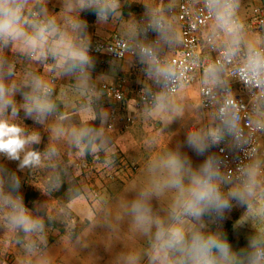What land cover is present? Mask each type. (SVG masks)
I'll return each mask as SVG.
<instances>
[{"label": "clouds", "instance_id": "9594fccd", "mask_svg": "<svg viewBox=\"0 0 264 264\" xmlns=\"http://www.w3.org/2000/svg\"><path fill=\"white\" fill-rule=\"evenodd\" d=\"M202 4L226 38L222 60L209 65L205 77L213 87L223 85V74L236 62L239 81L256 90L251 103L257 118L251 126L264 130V38L246 39L245 24L238 16L240 0H202ZM120 8V0H61L59 12L53 13L48 0H0V157L17 161L20 170L52 168L47 183L53 190L61 182L54 162L59 151L54 145L43 152L34 148L41 144V134L27 129L20 113L43 124L57 111L56 90L31 67L18 74L16 61L8 54L37 63L51 60L60 76L72 78L86 92L94 61L88 24L81 13L91 11L97 21L107 22L121 15ZM147 16L144 28L130 27L125 37L146 65L148 77L166 85L177 78V72L173 63L161 61L159 52L176 43L175 28L162 10L148 9ZM149 32L155 33V39L148 38ZM18 95L22 102H17ZM214 100L217 107L209 124L189 130L184 142L198 156H205L198 167L179 147L145 162L143 181L129 192L132 195L121 204L116 219L127 223L146 246L126 248L113 264H264V161L252 158L231 172L211 151L227 143L236 152L244 144L234 94L225 90ZM162 102L163 97L158 103ZM70 140L82 153H97L108 144L103 130L94 126L72 129ZM112 163L110 157L106 159V164ZM20 188V177L0 165V222L18 243L23 234L24 250L32 255L45 242V221L26 207ZM153 200L159 202V209H154ZM233 207L246 208L240 223L250 222L255 229L239 252L221 231L209 228Z\"/></svg>", "mask_w": 264, "mask_h": 264}, {"label": "crops", "instance_id": "0c3cea01", "mask_svg": "<svg viewBox=\"0 0 264 264\" xmlns=\"http://www.w3.org/2000/svg\"><path fill=\"white\" fill-rule=\"evenodd\" d=\"M179 1L120 0L121 15L110 17L107 22L97 21L91 11L82 12L81 18L87 21L92 43L94 39L110 40L115 33L125 37L128 28L146 26L148 9L162 10L165 18L174 25L177 36L173 46L159 52L167 57L182 49L181 25L177 18ZM261 3L264 0H240L238 16L245 24L246 39L264 38V33L252 29L246 23L252 6ZM60 7L61 0H48L51 12H59ZM152 37H155V33L149 32L148 38ZM225 39L221 33V47ZM89 54L94 67L90 70L86 92L79 90L72 78L60 76L51 60L37 63L8 54L10 59L16 61L18 74L22 75L25 69L31 67L56 90L54 99L58 105L57 111L43 124L24 119L23 111L20 116L27 129H35L41 134V144L34 148L43 152L50 145L57 147L59 156L54 158V162L60 186L53 190L47 183L53 173L52 168L20 170L17 161H8L3 157H0V165L20 177V193L33 215L43 220L45 217L58 218L64 220V224L45 223V242L39 245L36 254L29 255L23 247V234H20L21 242L18 243L16 235L0 222V264H113L116 255L126 248L137 250L146 246L142 238L129 230L127 223L116 219L121 204L127 196L130 198L132 195L129 192L143 181L145 162L160 152L178 147L182 154L189 157L194 167H198L205 159V156H198L184 142L189 130L205 126L206 120L200 115L197 88L201 82L207 81L206 71L196 77L194 84L181 86L174 97H163V94L157 93L154 102L146 104L137 100L135 87L144 85L149 88L152 82L147 75L146 65L140 62L138 55L127 54L117 59L103 52L94 53L91 49ZM204 58L207 67L213 64L211 55ZM119 81L122 82L125 96L122 101L115 100L101 88L102 82ZM185 94L190 97L193 107L186 105L177 115L172 111L168 113L169 108L185 104ZM161 97L162 104L158 103ZM16 100L22 102L19 95ZM113 112L118 118L110 124ZM131 114H134L135 119L128 124L124 117ZM81 126L101 128L107 138L106 148L99 151L102 160H105L97 166L99 170L86 166V161L92 159V153H82L70 140L72 129ZM262 150L264 130L253 158L264 161ZM211 151L214 152L213 148ZM117 153L123 154L130 163L135 164V168L119 167L114 162L106 164V159H112ZM90 184L99 187L96 196L88 191ZM153 207L159 209V202L153 200ZM245 211L244 207H233L222 220L209 223V228L221 231L237 252L246 248L248 239L255 234L250 222L240 223Z\"/></svg>", "mask_w": 264, "mask_h": 264}, {"label": "built area", "instance_id": "2783aa9c", "mask_svg": "<svg viewBox=\"0 0 264 264\" xmlns=\"http://www.w3.org/2000/svg\"><path fill=\"white\" fill-rule=\"evenodd\" d=\"M177 18L181 25L182 49L167 57L159 54L161 61L174 64L177 78L166 85L157 84L151 79L152 86L149 88L144 85L136 86L135 94L139 102L152 104L156 99L157 93L165 96L176 93L181 86L190 83L198 75L206 71L207 63L204 56L211 55L213 64L222 60L223 47L219 45L221 33L216 28H212L214 21L210 19L203 8L202 0H180L177 5ZM246 23L252 29L264 33V3L252 6L251 14ZM152 39H155V37L150 40ZM90 49L94 53L103 52L117 59L123 58L127 54L136 55L134 45L125 37L116 33L113 34L110 40L94 39ZM238 60L239 58H237ZM235 67L236 62L228 66L227 71L223 74L225 84L213 87L208 81H203L198 87L199 109L206 120L205 126L209 124L208 119L211 118L217 107L214 97L222 95L223 91L230 90L240 106L239 115L243 128V147L237 149L236 152L227 143H221L213 148L214 152L222 157L226 168L231 172L244 166L254 157L259 149V139L262 132V130H257L254 126H251V121L257 118L251 103L252 93L256 90L245 86L239 81L235 75ZM101 88L107 95L117 101H122L125 97L121 81L102 82ZM117 118L114 112L111 113L110 124ZM124 119L128 124L133 123L135 116L131 114L125 116ZM262 153H264V150H262ZM91 156L92 159L90 158V162L86 161V166L97 169L99 163L105 161L104 159L102 160L99 152L92 153ZM112 160L119 167L135 168V164L130 163L123 154L117 153L112 157ZM97 193L95 191L94 195Z\"/></svg>", "mask_w": 264, "mask_h": 264}, {"label": "rangeland", "instance_id": "374dc122", "mask_svg": "<svg viewBox=\"0 0 264 264\" xmlns=\"http://www.w3.org/2000/svg\"><path fill=\"white\" fill-rule=\"evenodd\" d=\"M195 81H197L196 80V78L194 79V80H192L190 83H188V84H186V86H188V85H191V84H194L195 83ZM197 90H198V88H197ZM194 93V92H193ZM162 95V94H161ZM175 96V93L174 94H172V95H167V96H165V95H163V97H174ZM193 99V98H192ZM184 101H185V104L184 105H176V107H173L172 109H170L169 108V112L168 113H170L171 111H172V113H174V115H177L178 114V112H180V111H182V110H184L186 107V105H187V107H190V108H192L193 107V105H192V103H191V100H190V97H188V95L187 94H185V98H184ZM201 115V114H200ZM93 170H94V168H92ZM95 172V171H94ZM63 190V189H62ZM88 191L93 195V196H96L97 194H95L94 195V192L95 191H97V192H99V187L98 186H96L95 184H90L89 186H88ZM44 220H45V223H52L53 225H58V226H61V225H63L64 224V220H59L58 218H50V217H45L44 218Z\"/></svg>", "mask_w": 264, "mask_h": 264}]
</instances>
